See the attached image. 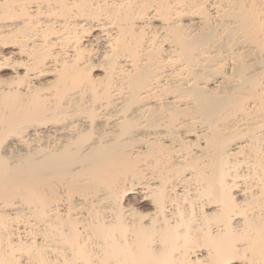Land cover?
Segmentation results:
<instances>
[{
  "label": "bare ground",
  "instance_id": "bare-ground-1",
  "mask_svg": "<svg viewBox=\"0 0 264 264\" xmlns=\"http://www.w3.org/2000/svg\"><path fill=\"white\" fill-rule=\"evenodd\" d=\"M0 264H264V0H0Z\"/></svg>",
  "mask_w": 264,
  "mask_h": 264
}]
</instances>
